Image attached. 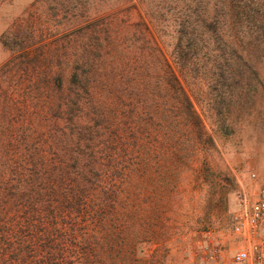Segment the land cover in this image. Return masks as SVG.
<instances>
[{
  "label": "trees",
  "instance_id": "16d2710c",
  "mask_svg": "<svg viewBox=\"0 0 264 264\" xmlns=\"http://www.w3.org/2000/svg\"><path fill=\"white\" fill-rule=\"evenodd\" d=\"M0 40V264H162L163 191L213 143L183 80L217 115L257 93L264 0H38Z\"/></svg>",
  "mask_w": 264,
  "mask_h": 264
},
{
  "label": "rangeland",
  "instance_id": "374dc122",
  "mask_svg": "<svg viewBox=\"0 0 264 264\" xmlns=\"http://www.w3.org/2000/svg\"><path fill=\"white\" fill-rule=\"evenodd\" d=\"M36 2L0 0V39L13 20ZM8 58L9 52L0 40V66ZM255 67L260 82L246 83L260 90L251 91L246 102L231 112L221 105V115L210 107L218 96L214 86H190L182 78L213 143L186 167L175 171L173 191H163L166 196L160 205L161 224L155 242L145 246L146 259L157 249L162 264H190L198 231L209 225L225 228L238 194L245 189L253 191L249 175L264 172V58L260 57Z\"/></svg>",
  "mask_w": 264,
  "mask_h": 264
},
{
  "label": "built area",
  "instance_id": "2783aa9c",
  "mask_svg": "<svg viewBox=\"0 0 264 264\" xmlns=\"http://www.w3.org/2000/svg\"><path fill=\"white\" fill-rule=\"evenodd\" d=\"M249 179L253 191L238 194L228 225L198 231L190 264H264V172Z\"/></svg>",
  "mask_w": 264,
  "mask_h": 264
}]
</instances>
